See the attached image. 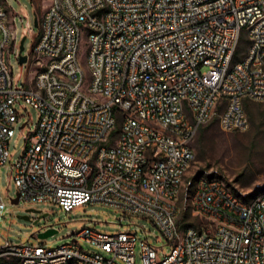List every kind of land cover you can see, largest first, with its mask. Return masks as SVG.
<instances>
[{
    "label": "built area",
    "instance_id": "1",
    "mask_svg": "<svg viewBox=\"0 0 264 264\" xmlns=\"http://www.w3.org/2000/svg\"><path fill=\"white\" fill-rule=\"evenodd\" d=\"M44 1L24 54L37 70L18 84L7 53L17 50L19 62L24 53L19 13L0 0V170L17 104L31 105L37 124L10 166L20 201L141 215L171 249L160 256L135 230L86 225L56 248L6 240L2 264H135L138 246L143 264H264V192L237 193L206 175L190 199L202 222L183 220L180 206L201 128L216 119L223 131H246L247 102H264V0ZM244 31L247 51L236 60ZM5 209L0 193V221Z\"/></svg>",
    "mask_w": 264,
    "mask_h": 264
},
{
    "label": "rangeland",
    "instance_id": "2",
    "mask_svg": "<svg viewBox=\"0 0 264 264\" xmlns=\"http://www.w3.org/2000/svg\"><path fill=\"white\" fill-rule=\"evenodd\" d=\"M3 1H6L13 11L19 13L15 22L17 43L26 36L23 53L26 54L27 51L32 50L40 31V27L35 25V19L38 18L40 22L48 2L44 0ZM20 17L23 21H20ZM87 45L86 42L83 53L86 52ZM247 46L248 38L244 31L236 60L244 57ZM17 53V50L7 53V61L17 83L26 84L34 77L37 68L32 65L33 58L22 67L16 57ZM247 104L250 127L246 131H223L215 119L205 125L193 141L198 157L185 176L180 198L185 220L194 224L202 222L201 217L192 213L190 201L197 179L201 176L220 178L237 193L250 192L251 196H255L264 192V102H247ZM17 110L20 121L16 124L10 144L11 156L8 167H2L0 170V193L6 205L3 219L0 221V245L8 240L13 243L29 242L56 248L71 241L74 238V232L88 225L110 234L135 230L140 238L148 240L157 249L160 256L170 251L171 246L150 219L125 213L115 207L99 203L85 204L66 212L58 204L49 202L35 204L30 201H20L14 204L12 199L17 196L18 189L10 166L15 164L22 155L29 131L35 128L38 121V112L33 106L25 105L24 109L17 104ZM119 127L120 123L112 135L113 138L118 134ZM31 208L38 209L41 213L28 211ZM45 213L47 216L40 218ZM20 215H28L30 220L19 218ZM37 219L39 221L35 223ZM48 228H54L58 232L47 238H40L39 233ZM79 244L85 250L98 251L83 240H79ZM135 256V264H143L139 246ZM107 257H113V255L110 254ZM2 263L3 261H0V264ZM121 264L125 263L121 262Z\"/></svg>",
    "mask_w": 264,
    "mask_h": 264
},
{
    "label": "water",
    "instance_id": "3",
    "mask_svg": "<svg viewBox=\"0 0 264 264\" xmlns=\"http://www.w3.org/2000/svg\"><path fill=\"white\" fill-rule=\"evenodd\" d=\"M35 25H36V26H39L38 18L35 19ZM25 40H26V36H24V37L21 39V41H20V51H21V52H23V51L25 50ZM27 58H28L27 55L22 54L21 57H20V63H21V64L25 63V62L27 61ZM12 202H13L14 204H18V203L20 202V197H19V196H16L15 198L12 199ZM28 211H33V212L41 213L40 210L35 209V208L28 209ZM46 216H47V213L42 214V215L40 216V218H44V217H46ZM19 218L26 219V220H30V217H29L28 215H20ZM40 218H39V219H40ZM39 219H37V220L35 221V223L38 222ZM57 232H58V230H56V229H54V228H48L47 230L42 231L41 233H39V237H40V238H47V237H49V236L54 235V234L57 233Z\"/></svg>",
    "mask_w": 264,
    "mask_h": 264
},
{
    "label": "trees",
    "instance_id": "4",
    "mask_svg": "<svg viewBox=\"0 0 264 264\" xmlns=\"http://www.w3.org/2000/svg\"><path fill=\"white\" fill-rule=\"evenodd\" d=\"M247 107H248V104H247L246 108H247ZM247 109H248V108H247ZM203 128H204V127H202L201 130H202ZM182 219L185 220L184 215L182 216Z\"/></svg>",
    "mask_w": 264,
    "mask_h": 264
}]
</instances>
